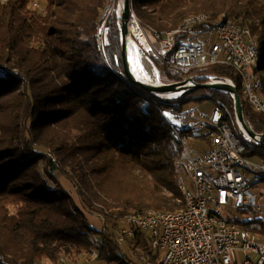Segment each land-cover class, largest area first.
Here are the masks:
<instances>
[{
	"label": "trees",
	"instance_id": "16d2710c",
	"mask_svg": "<svg viewBox=\"0 0 264 264\" xmlns=\"http://www.w3.org/2000/svg\"><path fill=\"white\" fill-rule=\"evenodd\" d=\"M34 3L0 0V264L78 261L93 249V264H158L146 231L135 228L123 243L134 258L116 233L128 213L184 206L173 163L183 150L174 134L179 120L161 113L141 91L153 93L126 77L115 16L105 24V54L99 50L96 30L107 0H43L40 10ZM131 7L151 37L189 14H225L250 30L264 54V0H131ZM156 61L163 82L182 80L178 70ZM255 70L264 98L262 56ZM190 74L198 82L206 74L232 79L244 119L254 132L264 130V114L246 100L232 67L214 64ZM207 99L233 111L230 94L218 89L192 88L160 100L180 110Z\"/></svg>",
	"mask_w": 264,
	"mask_h": 264
},
{
	"label": "built area",
	"instance_id": "2783aa9c",
	"mask_svg": "<svg viewBox=\"0 0 264 264\" xmlns=\"http://www.w3.org/2000/svg\"><path fill=\"white\" fill-rule=\"evenodd\" d=\"M34 5L39 6L37 2ZM104 25L98 23L96 30V42L102 53ZM134 28L146 45L132 33ZM178 35H183L180 41ZM201 35L205 36L202 42L191 41ZM128 36L141 42L143 51L153 59L178 70L183 75L182 80L191 77L197 81V76L190 74L194 68L214 64L232 67L242 81L246 100L264 114V98L258 93L260 78L255 70L261 62L260 48L250 30L236 24L229 16L222 14L210 19L206 13L189 14L174 29L164 33L153 31L152 45L131 11ZM154 72L153 79L144 81L165 84L156 65ZM205 77V82L226 81L235 86L227 77L213 74ZM141 93L157 105L161 113L169 112L179 120L174 134L183 150L182 156L173 158V163L177 171L176 186L184 206L177 210L145 209L126 214L116 233L117 241L123 244L135 228L146 231L158 264H264V188L256 193L250 185L251 181L264 184V137L260 136L264 130L250 135L238 121L234 107L231 111L219 99L206 113L192 108H167L160 100L177 98L183 90L153 93V96ZM233 128L243 135L244 141ZM196 135L206 140L207 146L202 155L190 157L184 143ZM258 146H262L259 151ZM248 150L253 153L247 155ZM236 212L240 214L234 216ZM90 240L94 245L97 243L95 230ZM97 256L93 249L81 260L61 256L48 264H93ZM129 264L152 263L147 259Z\"/></svg>",
	"mask_w": 264,
	"mask_h": 264
},
{
	"label": "rangeland",
	"instance_id": "374dc122",
	"mask_svg": "<svg viewBox=\"0 0 264 264\" xmlns=\"http://www.w3.org/2000/svg\"><path fill=\"white\" fill-rule=\"evenodd\" d=\"M35 2L39 3V5H40L39 10L42 9L43 0H35ZM122 2H123V0H107V3L103 9L102 14H101V17H100L101 19H100L99 24H102V23L106 24V21H107L109 16H115L117 25L119 26V29H120V13L122 10ZM131 11L134 12L132 7H131ZM135 16H136V14H135ZM136 18H137V16H136ZM137 20H138V18H137ZM138 22H139V20H138ZM104 28H105V25H104ZM102 31L104 33V29ZM146 35H148V34L146 33ZM148 38L151 39V41H152V37L150 35H148ZM204 38H205V36L201 35L199 37H195L191 41L192 42H197V41L202 42L204 40ZM137 45H138V50L133 49V51H132L133 62L135 65L138 64L139 66H141V68L147 73L149 79H153L155 77L154 66L155 65L157 66V61H156L157 59H153L151 55L146 54L143 51L139 42H137ZM152 45H154L153 41H152ZM102 54L103 55L105 54V50H104V53H102ZM261 56H262V61H264V54H262ZM203 94H206V91H196L195 92L196 96H201ZM213 106H214L213 102L208 100V99L204 100L203 102H197L194 100H190L184 104L183 109H191L192 108V109L204 111L207 113L213 108ZM165 115L170 117L169 112H166ZM175 130H176V128H174V131ZM233 130L244 141L243 135L239 131L235 130L234 128H233ZM206 146H207V142H206V140L202 139L201 136H196L192 140L185 141V143H184V149L189 154L190 157H197L199 155H202L204 153V150L206 149ZM181 156H182V153H181ZM51 161H53V159H51ZM54 167H55V165L53 164V168ZM53 168H51V170ZM55 175L61 181V183L67 187V189L72 193V195H74L77 198V194L75 193L74 188H72V189L70 188L69 181L65 177L60 175L58 172H56ZM75 181L77 183L76 179H75ZM250 185H251V189L253 191H255L256 193H259V191L263 190V188H264V184H262V185H258L256 183L253 184L252 181L250 182ZM238 214H240V213H237V212L233 213L234 216H236ZM99 226H100V223H96L95 229L99 228ZM121 248H122V251L128 256V258H130V257L134 258L131 254V251L124 244L121 245ZM44 262L45 263H43V264H48V263H46V261H44Z\"/></svg>",
	"mask_w": 264,
	"mask_h": 264
},
{
	"label": "water",
	"instance_id": "95a60500",
	"mask_svg": "<svg viewBox=\"0 0 264 264\" xmlns=\"http://www.w3.org/2000/svg\"><path fill=\"white\" fill-rule=\"evenodd\" d=\"M131 12V0H123L122 2V10L120 13V41H121V56L123 69L126 77L132 83H135L139 87L143 88L147 92L150 93H167L174 92L178 90H183V93L192 88H207V89H218L221 91H225L231 93L233 96V107L236 117L238 121L242 125V127L250 134L254 135V131L250 129L244 119L243 116V106L241 103L240 95L238 94L236 86L223 81V82H198L193 80L191 77H187L181 81L165 83L160 85H153L151 83H147L144 80H141L132 72V66L129 55V18ZM191 82V84H188ZM182 93V94H183ZM261 137H264V134H260Z\"/></svg>",
	"mask_w": 264,
	"mask_h": 264
},
{
	"label": "bare ground",
	"instance_id": "6f19581e",
	"mask_svg": "<svg viewBox=\"0 0 264 264\" xmlns=\"http://www.w3.org/2000/svg\"><path fill=\"white\" fill-rule=\"evenodd\" d=\"M132 33H134V35H137L138 38H140V41H142L143 44L146 45L144 38L141 37V34L138 30H135V28H134V31ZM128 39H129V55H130V61H131L133 74L135 75V77H137L141 80H145V81L150 80L147 73L141 68V66H139L138 64L135 65L133 62L132 51H133V49L138 50V45H137L136 39L134 38V36H129Z\"/></svg>",
	"mask_w": 264,
	"mask_h": 264
}]
</instances>
